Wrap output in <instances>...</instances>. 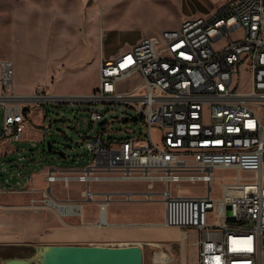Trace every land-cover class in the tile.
<instances>
[{
    "label": "built area",
    "instance_id": "1",
    "mask_svg": "<svg viewBox=\"0 0 264 264\" xmlns=\"http://www.w3.org/2000/svg\"><path fill=\"white\" fill-rule=\"evenodd\" d=\"M131 80V89L123 87ZM13 83V62L0 58V140L10 143L21 142L28 126L25 113L38 104H123L135 115L108 120L106 114L90 111L92 130L76 144L79 155L71 157L73 163L82 160V168L74 176L48 169L41 191L22 186L23 155L29 150L17 151L18 164L10 168L14 186L4 177L8 169L0 161V194L39 192L41 206L62 204L74 207L67 215H77L79 205L57 201L50 193L54 184L66 189L71 182L144 185L149 192L126 193V200L142 195L151 203L153 197L161 198L160 225L178 229L182 242L195 235L190 242L195 264H262L264 0H226L211 16L184 20L114 59H102L98 88L89 95L58 96L37 87L33 95L20 96L13 92ZM118 121L140 123L141 131L104 137L117 132L108 128ZM96 123L99 129L94 131ZM216 170L237 172L231 182L221 184L218 199L211 197ZM242 172L251 174L242 177ZM180 183H201L206 194H174ZM157 184L164 187L159 193ZM97 195L88 188L81 193L83 202H93ZM103 195L96 225L109 227L111 194Z\"/></svg>",
    "mask_w": 264,
    "mask_h": 264
},
{
    "label": "rangeland",
    "instance_id": "2",
    "mask_svg": "<svg viewBox=\"0 0 264 264\" xmlns=\"http://www.w3.org/2000/svg\"><path fill=\"white\" fill-rule=\"evenodd\" d=\"M218 8L225 4L226 0H218ZM217 1V2H218ZM73 3V2H72ZM216 4V2H215ZM76 8L78 11L83 8V18L81 26L76 30L75 35H72L75 43V49L69 55L63 50L68 40L66 29L61 27L55 38V44L50 45L49 51L40 54L41 62L38 63V69L34 72L23 67V60L27 59L30 54H35L33 51L37 48L36 35H24L20 39L22 51L16 57L17 72L15 64V74L23 83L31 85L36 83V87L45 89L48 94L58 96L72 95H89L92 94V88L98 87V80L94 75L96 55L99 53L100 47L106 55L118 52L121 49L130 50L135 44L142 39L160 35L164 30L175 29V25L187 19H196L208 17L203 10V2L201 0H77ZM216 9V10H217ZM240 32L232 35L233 38L239 37ZM221 43L215 45L218 47ZM54 52H50V50ZM127 50V51H128ZM14 55L10 58L14 61ZM22 61V63H20ZM20 66V67H19ZM15 82V76H14ZM40 82V83H37ZM133 80L130 83H122L123 87L128 89L133 87ZM34 89V91H35ZM3 91L0 89V94ZM31 93L30 95H33ZM29 94L26 96H30ZM39 110V111H36ZM97 111L106 114V119L125 118L123 113L134 116L135 113L126 109L123 104L112 105H90L76 103H44L35 105L31 109L29 123L24 131L21 146L23 149H32V156L40 165L36 168L42 169L48 166L49 161L46 157L55 160L54 165L59 162V157L53 155V151H60L63 145H68L65 154L68 157L78 156L79 143L81 136L91 132L89 112ZM40 117H43L42 119ZM41 119V120H40ZM3 123V107L0 106V133ZM71 124L68 128L67 124ZM99 129V123H96L93 130ZM108 129H112L114 133L108 132L104 137L111 136L114 138L126 137V131L136 129L141 131V124L135 125L133 122L117 123L111 125ZM157 140L156 132L153 133ZM50 143L51 153L47 152V156L42 152V143ZM47 150V147H46ZM48 151V150H47ZM25 156V155H23ZM26 157V156H25ZM27 158V157H26ZM28 159V158H27ZM1 161V159H0ZM2 162V161H1ZM3 164L7 168H11L18 164L16 155L8 156ZM73 167H79L82 160H77L71 163ZM251 174V173H248ZM247 173L242 172L241 176H247ZM10 178L12 173L8 174ZM237 175L235 170H216L213 176L216 178L212 183L211 197L218 199L221 197V184L231 182ZM264 175V171H262ZM22 186L25 185L24 178L21 179ZM99 186L107 189H123L119 200L113 198L108 210L124 212L125 210L138 215L139 221L148 222L156 227L146 226L142 229H150L156 236V239L150 240L144 246L142 252V264H157L155 262V254L159 258L163 256L160 250L168 254L170 261L167 264H195V250L191 247L190 242L195 239V235L191 234L190 242H182L178 229L158 227L163 221V205L161 198L153 197V202L146 203L145 197L142 195L131 197V202L126 200V193H146L149 192L144 185H123L115 182H107L99 184ZM180 188L174 190V194L181 196H202L206 194V189L201 183H180ZM41 187V186H40ZM67 190L61 183H56L52 186L53 191L60 196L74 195L81 190V186L71 183ZM125 189V190H124ZM164 187L155 185V191L160 192ZM3 198H6L5 196ZM117 202V203H116ZM70 204V202H63ZM121 203V204H119ZM30 206H32L29 203ZM5 205L0 204V207ZM52 207V206H51ZM123 222L124 220H118ZM172 231V232H170ZM158 245V247L152 244ZM38 245L28 246L26 250H18L11 247L0 246V264L6 258L14 256L16 258L32 259V264H36L34 247ZM159 252V253H158ZM26 255V256H25ZM34 258V259H33ZM262 264H264V255H262Z\"/></svg>",
    "mask_w": 264,
    "mask_h": 264
},
{
    "label": "crops",
    "instance_id": "3",
    "mask_svg": "<svg viewBox=\"0 0 264 264\" xmlns=\"http://www.w3.org/2000/svg\"><path fill=\"white\" fill-rule=\"evenodd\" d=\"M201 1L203 2L205 14L209 13L207 16H211L218 10V0ZM76 2L77 0H0V58L10 59L13 62L15 76L13 92L15 94L20 96L30 95L36 87V83L31 85L23 83L15 74V64L17 72V61L15 58L20 55V50L22 51L20 39L24 35L29 34L36 35V39L38 38L37 48L33 51L36 55H28L29 57L23 60L24 63L20 61L26 71L28 69L29 72H34V70L38 69V63L41 62L40 56L49 51L50 45L55 44V38L61 27L66 29L68 38L63 51L69 55L75 49L72 35L77 34L75 29L81 26L84 13L83 8L78 11ZM180 24L181 22L176 24L175 28H178ZM127 50L121 49L118 52L106 55L103 47H100L99 53L93 61H96L94 69L96 79L98 80L99 77V67L102 59H114ZM50 52L53 53L54 50L52 49ZM11 54L14 55V61L10 58ZM97 88H92L91 90L95 91ZM30 113L28 111L25 113L27 123H29ZM40 118L42 119L43 117ZM41 143L42 152L47 156V152L49 151L46 150L44 140ZM25 150L20 142L10 143L0 140V159L2 162L10 155L17 156V151ZM28 150L25 153L28 159L25 161L22 174L24 175L25 186L29 185L36 191L46 188L44 177L48 169L55 170L58 175L74 176L77 175L84 164L82 163L79 167H73L71 157L65 154L64 159L59 157L60 160L55 166V160L47 156L46 159L49 161L48 166L40 170L38 169L37 173H35L40 162L35 161V158L32 156V149ZM3 166L6 167L5 165ZM7 169L8 171L4 177L9 178L12 186H14L16 180L10 178L8 174L12 172L10 168ZM29 177L30 181H27ZM107 182H90L87 185L71 182L80 185L81 190L74 195L68 194L65 197L55 193L51 187L50 193L57 201L70 202L80 206V211L77 215H67L74 212V207H63L62 204L58 205L56 203L54 206H50V208L41 206V195L39 192L0 194V204L5 205L0 207V246L26 250V247L33 245L108 247L140 245L142 252H144V246L150 240L156 239V236L152 233V230L142 229V227L153 226L148 222L137 220L139 218L138 215L128 210L124 212H117L116 210L110 212L108 210L110 202L106 209V216L110 226L98 227L96 225L99 217L98 204L99 201L103 200V194L109 193L111 194V201L113 198H117V201L123 190L116 188L107 189L99 186V184ZM119 184L132 185L130 183ZM86 188L100 195L94 197L93 202H83L81 193ZM4 196L6 198H3ZM30 201H34L32 206L29 205ZM121 219L124 221L119 222L118 220Z\"/></svg>",
    "mask_w": 264,
    "mask_h": 264
},
{
    "label": "water",
    "instance_id": "4",
    "mask_svg": "<svg viewBox=\"0 0 264 264\" xmlns=\"http://www.w3.org/2000/svg\"><path fill=\"white\" fill-rule=\"evenodd\" d=\"M51 151L50 143H46ZM68 145L52 154L62 159ZM36 264H142L143 255L140 245L131 246H74L38 245L34 247ZM32 259L11 257L2 264H32Z\"/></svg>",
    "mask_w": 264,
    "mask_h": 264
},
{
    "label": "bare ground",
    "instance_id": "5",
    "mask_svg": "<svg viewBox=\"0 0 264 264\" xmlns=\"http://www.w3.org/2000/svg\"><path fill=\"white\" fill-rule=\"evenodd\" d=\"M152 226H153V227H156L155 225H152ZM158 227H160V226H158ZM172 229H175V228H172ZM152 245L155 246V247H158V245H156V243H155V244H152ZM158 253H159V252H158ZM160 253L162 254L163 258L160 259L159 256H158V254L156 253V254H155V262H156L157 264H167V263L170 261L168 254L165 253V252L162 251V250H160ZM25 256H26V255H25ZM33 259H34V258H33ZM170 262H171V261H170Z\"/></svg>",
    "mask_w": 264,
    "mask_h": 264
}]
</instances>
